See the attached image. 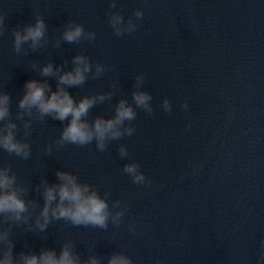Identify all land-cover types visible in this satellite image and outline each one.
<instances>
[{
    "label": "water",
    "instance_id": "95a60500",
    "mask_svg": "<svg viewBox=\"0 0 264 264\" xmlns=\"http://www.w3.org/2000/svg\"><path fill=\"white\" fill-rule=\"evenodd\" d=\"M110 3L0 0V91L11 97L17 139L31 146L27 160L0 151V165L11 166L30 189L27 199L40 206L36 185L42 179L56 183L55 172L65 170L101 197L109 193L110 206L120 201L127 209L121 224L110 221L107 229L63 220H54L44 233L14 226V251L38 253L47 246L59 252L71 240L82 259L94 254L102 264L116 252L134 264H264V0H116L115 8ZM136 10L144 13L139 21ZM110 12L136 22L135 32L116 36ZM37 16L47 25L46 42L36 50L25 44L26 54L16 53L13 30ZM69 22L82 24L95 39L64 41ZM76 55H86L93 65L83 85L68 89L77 101L114 92L90 110V121L110 118L122 98L135 108L137 76L144 77L141 90L152 96L151 114L135 108L134 134L108 142L103 152L95 142L58 149L67 121L32 119L25 136L15 120L25 82L48 80L55 91L56 79L41 76L40 67L67 62L64 70H71ZM96 64L105 71L94 78ZM165 99L171 105L167 112ZM121 145L127 157H120ZM131 162L140 165L144 184L124 173Z\"/></svg>",
    "mask_w": 264,
    "mask_h": 264
},
{
    "label": "clouds",
    "instance_id": "9594fccd",
    "mask_svg": "<svg viewBox=\"0 0 264 264\" xmlns=\"http://www.w3.org/2000/svg\"><path fill=\"white\" fill-rule=\"evenodd\" d=\"M110 8L116 7V0H111ZM144 13L136 10V20L142 19ZM109 24L116 36L133 33L138 24L132 19L125 22L119 12L109 13ZM4 28V17L0 15V34ZM47 25L45 20L37 16L32 24L13 30V47L16 53L25 52V44L36 50L46 42ZM64 41L69 43L79 42L82 38L95 39L94 32H85L82 24L69 22L62 33ZM58 46V45H57ZM64 65L54 67L48 62L39 69L43 77L56 79V90L53 91L48 80L30 79L24 84V93L18 101L16 121L22 123L24 135L30 134L32 119L44 121L46 117L60 122L67 121L62 127L60 137L56 141L57 148L66 144L85 146L95 142L96 148L103 152L108 142L119 140L124 136H131L135 132L130 123L136 119L135 108H140L151 114L152 96L141 90L144 77H136V90L132 93L130 104L127 99H120L114 108V115L110 118L97 115L88 119L90 110L97 104L110 101L114 92H102L92 96H84L78 101L68 91L69 88L83 85L92 73L93 65L86 55H76L71 70H64ZM37 67L33 64V68ZM105 71L104 65L96 64L94 78ZM11 97L8 93L0 91V151L27 160L31 157V146L27 140L17 139L20 127L12 119L10 111ZM182 107L187 108L185 103ZM164 110L170 111L168 99L163 102ZM28 117V119H25ZM128 122V123H126ZM46 153H51L52 146L48 145ZM121 158L128 156V149L121 145L118 149ZM134 184L146 182L140 165L136 162L127 163L123 168ZM56 183H49L42 179L36 185L35 191L43 200L42 206L38 201L27 199L29 187L20 182L16 172L11 166L0 165V264H102V258L90 254L86 259L74 250L71 240H66L59 252L55 248L41 247L39 252H15V242L11 238L13 227L27 226L26 231L46 232L54 220H63L73 226L96 227L107 229L109 222L119 226L126 212V207H121L120 201L108 202L109 193L103 197L91 184L83 182L77 175L70 171L57 170ZM39 207V212L35 209ZM114 209H118L115 210ZM6 225V226H5ZM130 231L135 232V226L130 225ZM264 261V253L261 255ZM107 264H134L133 260L123 252H116L107 259ZM160 264V261H156Z\"/></svg>",
    "mask_w": 264,
    "mask_h": 264
}]
</instances>
